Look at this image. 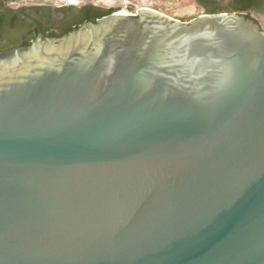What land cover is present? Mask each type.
I'll use <instances>...</instances> for the list:
<instances>
[{
	"label": "water",
	"instance_id": "obj_1",
	"mask_svg": "<svg viewBox=\"0 0 264 264\" xmlns=\"http://www.w3.org/2000/svg\"><path fill=\"white\" fill-rule=\"evenodd\" d=\"M117 13L0 51V264H264V27Z\"/></svg>",
	"mask_w": 264,
	"mask_h": 264
},
{
	"label": "flooded vegetation",
	"instance_id": "obj_2",
	"mask_svg": "<svg viewBox=\"0 0 264 264\" xmlns=\"http://www.w3.org/2000/svg\"><path fill=\"white\" fill-rule=\"evenodd\" d=\"M120 1L102 7L90 0H0V51L29 45L38 37L59 38L89 22L90 17H103L122 8L140 9L131 1ZM193 1L199 8L194 18L219 13H237L251 19L264 16V0Z\"/></svg>",
	"mask_w": 264,
	"mask_h": 264
},
{
	"label": "rangeland",
	"instance_id": "obj_3",
	"mask_svg": "<svg viewBox=\"0 0 264 264\" xmlns=\"http://www.w3.org/2000/svg\"><path fill=\"white\" fill-rule=\"evenodd\" d=\"M76 2L78 0H75ZM99 6L106 7V4H114L120 0H90ZM136 4L138 8H149L174 18L180 19L185 22H189L194 19V12L198 11V7L193 0H128ZM82 2V1H81ZM127 11L128 13L135 14L136 11H128L124 8L121 9ZM262 27H264L263 19H254Z\"/></svg>",
	"mask_w": 264,
	"mask_h": 264
},
{
	"label": "trees",
	"instance_id": "obj_4",
	"mask_svg": "<svg viewBox=\"0 0 264 264\" xmlns=\"http://www.w3.org/2000/svg\"><path fill=\"white\" fill-rule=\"evenodd\" d=\"M261 12L264 14V7H262L261 8ZM98 18H101V17H90L89 18V22H95L96 21V19H98ZM247 18H249V17H247ZM71 32V31H70ZM69 33V32H68ZM68 33H66V34H68ZM66 34H64V35H66ZM2 51V50H1Z\"/></svg>",
	"mask_w": 264,
	"mask_h": 264
},
{
	"label": "bare ground",
	"instance_id": "obj_5",
	"mask_svg": "<svg viewBox=\"0 0 264 264\" xmlns=\"http://www.w3.org/2000/svg\"><path fill=\"white\" fill-rule=\"evenodd\" d=\"M118 15H132V13H127L125 10H122L117 13Z\"/></svg>",
	"mask_w": 264,
	"mask_h": 264
}]
</instances>
